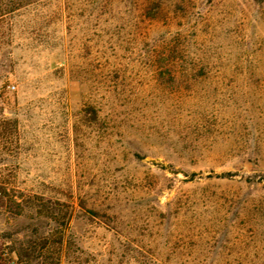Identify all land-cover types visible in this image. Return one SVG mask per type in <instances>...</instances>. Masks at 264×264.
<instances>
[{"label": "rangeland", "instance_id": "obj_1", "mask_svg": "<svg viewBox=\"0 0 264 264\" xmlns=\"http://www.w3.org/2000/svg\"><path fill=\"white\" fill-rule=\"evenodd\" d=\"M0 264H264V0L0 19Z\"/></svg>", "mask_w": 264, "mask_h": 264}, {"label": "trees", "instance_id": "obj_2", "mask_svg": "<svg viewBox=\"0 0 264 264\" xmlns=\"http://www.w3.org/2000/svg\"><path fill=\"white\" fill-rule=\"evenodd\" d=\"M33 1L37 0H13V2H11V0H0V19L10 15L13 11L20 9L23 5H27ZM11 3H13L12 6Z\"/></svg>", "mask_w": 264, "mask_h": 264}]
</instances>
